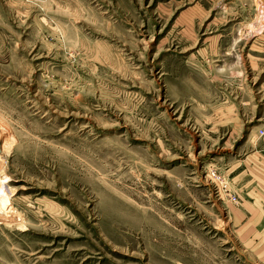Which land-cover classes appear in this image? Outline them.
Instances as JSON below:
<instances>
[{"label": "rangeland", "instance_id": "1", "mask_svg": "<svg viewBox=\"0 0 264 264\" xmlns=\"http://www.w3.org/2000/svg\"><path fill=\"white\" fill-rule=\"evenodd\" d=\"M0 156V264H264V0H0Z\"/></svg>", "mask_w": 264, "mask_h": 264}, {"label": "bare ground", "instance_id": "2", "mask_svg": "<svg viewBox=\"0 0 264 264\" xmlns=\"http://www.w3.org/2000/svg\"><path fill=\"white\" fill-rule=\"evenodd\" d=\"M4 165V160L0 156V218L3 220V223L8 225L12 223H9V221L19 219L18 226L23 227L22 221L20 220L21 214L12 203L14 190L12 191L10 186L6 183L8 176L3 171Z\"/></svg>", "mask_w": 264, "mask_h": 264}]
</instances>
